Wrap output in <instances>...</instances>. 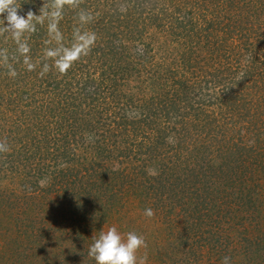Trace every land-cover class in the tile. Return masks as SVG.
Wrapping results in <instances>:
<instances>
[{
    "label": "rangeland",
    "instance_id": "obj_1",
    "mask_svg": "<svg viewBox=\"0 0 264 264\" xmlns=\"http://www.w3.org/2000/svg\"><path fill=\"white\" fill-rule=\"evenodd\" d=\"M40 1L42 5L43 0ZM260 1L255 2L258 8L254 9L256 14L252 16L253 25L245 30L250 40L255 34L253 40L258 38L259 46L264 43V27L260 26L264 24V0L261 6ZM205 2L207 1L198 0L194 7L202 8ZM187 3L182 2L180 9H193L189 1ZM39 9L35 5L31 10L39 14ZM24 10L21 14L28 11L27 8ZM164 23L167 33L150 28L146 32L148 35L143 38V44L152 46V53L148 54L150 62L153 59L154 64L164 63L170 57H167L168 53L173 56L183 50L185 56H188L186 64H193L191 55L195 56L196 53L186 46L185 31L181 28L175 29L176 33H183L176 37L175 33L170 32L173 30L170 20H164ZM31 35L32 33L26 34L28 43ZM34 45H30L29 53L32 62L36 65L39 63L38 68L45 62L51 66L50 60L44 59V50L46 47H55V41L46 44L45 39L38 38ZM244 45L243 57L232 56L228 47L225 50L226 56L221 58L238 62L239 64L232 63V72L237 74L240 68L244 69V65L249 64L250 50L245 49ZM0 48L9 50L12 57L10 63L18 73L13 78L8 75L6 66L0 67V107L3 105L6 110L7 103L17 101V105L23 103L24 109L20 113L14 110L15 114L18 113L17 124L12 133L8 134L9 138H17L18 142L13 144L18 150L10 149L7 153L18 154L16 156L19 160L23 156L29 157V161L23 158L24 161L21 162L25 163L21 165V176H13L5 169L0 172V204L3 207L0 213V264H23L22 257L33 253L36 261L40 258L36 257L38 255L42 256V264H51V260L57 261L54 254L49 258L51 251L55 250H61L62 264H95L94 259L88 255L89 246L93 242L92 236H98L101 230L106 231L110 226H116L121 233L135 231L145 237L147 247L141 248L138 255L147 256L146 264H222L225 256L231 257V264H264V244L254 243L256 236L260 235L257 240L264 237V165L258 163L261 161L258 156H254L252 163L247 160L245 153L249 151L252 154L255 149L252 150L250 132L246 133L243 126V119L250 105H243V101H249L251 96L248 92L252 89L247 87V93H240L243 86L236 85L233 88L237 95L236 100H231L228 106L222 105L223 108L219 107V103L215 105L209 100L207 110L210 115L216 113L217 108L223 109L216 121L221 131L213 138V133L208 130L213 126V118H197L194 112H190L181 122V115L178 110L175 111L176 108L169 116L162 117L166 103H161L160 99L166 101L169 96L163 94L161 89L160 92L157 91L150 84L147 78L149 70L145 71L139 65L138 73V68L132 69L124 65L123 68L128 71H124L125 74L121 72L118 76L114 73L117 69L113 67L112 75L117 76L114 87L107 86L104 91V87H100V95L103 97L97 102V117L101 116L106 121L97 118L100 125L95 123L97 129L92 131L77 118L76 121L68 118V123H64L52 112L54 116L48 118L47 122L46 116L39 110L35 112L32 107H25L26 95L31 91H36L35 94L39 95L37 92L42 91L43 83L33 72L25 71L27 67L23 63V57L14 59V53L10 49L15 51L16 44L7 34L0 37ZM219 53L200 52L198 56L206 55L210 65L218 60ZM83 58L84 60L73 63L66 73H61L64 78L72 81L73 88L78 85L81 77L96 78L104 71L107 77L111 75L109 62H113L112 57L102 56L95 51ZM200 60L206 59L201 57ZM215 65L222 71L219 77H223L224 73L228 74L225 65ZM210 70L211 66L207 71ZM56 71L58 70L55 67H51L42 76L53 81L56 78H50L49 73L54 75ZM183 71L185 75L179 71L177 76L193 82L195 75L186 69ZM210 76V73L206 74L205 78ZM153 82L155 81L152 80ZM47 88L52 89L51 86ZM196 88L192 101L199 99V95H196L199 90ZM183 92L185 94L178 95V99L185 95L192 98L191 90ZM52 93L45 94V98H52ZM170 93L169 90L168 94ZM223 94L217 93L213 99H219ZM231 94L229 92L228 95ZM13 98L16 99L12 100ZM254 98L255 96L251 98V103H257L258 99ZM120 104L128 109L135 107L137 112L154 114L149 117L154 118L159 125L156 126L157 123L149 118L136 114L128 121V131H121L116 126L120 119L115 118L122 111L120 109L123 106ZM140 105L145 107V112ZM197 105L193 103V107H199ZM234 106L237 107L236 115L240 118L235 127L227 124L231 107ZM107 108L115 116L106 119L104 115ZM261 109L262 107L260 113ZM29 114L34 118L25 117ZM262 124L264 125V120ZM200 129H203V133L210 132L208 135L211 138L203 136L204 134L201 137L195 135L194 142L197 145L204 146L211 141L216 149L218 145L223 146L225 143V138L220 139L221 134L233 139L231 145L235 162L218 155L214 148L207 152L206 146L202 152L199 150L197 153L211 154L209 164L206 165L205 160L200 159L198 164H191L186 148L191 145L187 139ZM9 138L7 141L11 140ZM259 141L262 148L264 143ZM197 145L195 147L198 149ZM7 153H0V161L4 160ZM2 165L0 162V168ZM40 173H43L41 177L38 176ZM198 179L208 180L216 199H209L210 202L207 203H210V211L203 214L201 219L195 220V216L191 217L190 207L199 208L201 201H204L203 198L199 199L204 194L203 191L196 189L200 186L196 181ZM193 185H196L195 188ZM180 187L185 188L186 195H190L192 199H182L178 192ZM240 188L247 195L245 199L239 193ZM1 194L4 197L1 198ZM147 208L154 211L151 218L144 215ZM7 214L11 215L10 221H7ZM231 218L235 226L227 223V219ZM39 240L43 242V247H40L41 242L37 243ZM9 253L11 257L7 259Z\"/></svg>",
    "mask_w": 264,
    "mask_h": 264
},
{
    "label": "trees",
    "instance_id": "obj_2",
    "mask_svg": "<svg viewBox=\"0 0 264 264\" xmlns=\"http://www.w3.org/2000/svg\"><path fill=\"white\" fill-rule=\"evenodd\" d=\"M187 1H189V4L193 9L181 10V6L179 5L182 2L188 4ZM197 1L81 0L80 7L89 10L93 14L92 22L85 27L90 31H94L97 35V40L91 48L89 54L92 55L93 53H95V51H97V53H100L102 56L112 57L113 62H109L111 75L107 77L104 71L101 76H98L96 78L92 76L81 77L80 80H78V85L73 88L71 86L72 81L64 78L65 76L61 75V73L58 71L54 72V75L49 73L50 78L52 77L56 79H52L53 81H50L51 79L46 80V78L40 74L43 66L38 68L39 63H37V68H35V70L31 72H33L41 79L40 81L43 83L42 91L40 92L39 90L37 92V94L39 93V95L35 94L36 91H31L30 93H28L26 95L27 101L25 102V107H32L35 112L39 110L41 114L46 116L45 118L47 119V122L48 118L54 116V114L56 116H59V118H61L59 120L64 123H68V118L72 119V121H76L77 118L79 122H84L85 126H89L91 130L94 131L97 129L94 124L96 123L97 125H100V121H98L97 118L103 119V117L101 116L97 117V114L99 115L97 102L100 98L103 97L100 95V87H104L103 91L107 86L114 87L113 85L115 84V80L117 78V76L115 77L112 75V68L114 67L117 69L116 71H114V73L115 75L118 74L119 76L121 72L125 74L124 71H128L123 68L124 65L132 67V69L138 68V73L140 70L138 66L141 65L142 68L145 69V71L149 70L147 71L149 75V77L147 78H149L150 84L154 86V89H156L157 91L161 89L163 90V94L169 96L166 101L164 99H160L161 103H166V108L164 110V113H162V117L169 116L170 112L174 111V109L176 108L175 111L178 110L179 115H181V122L183 117L189 115L190 112H194L196 117L198 116L197 118H213L211 120L213 121V126L209 127L208 130H211L214 135L213 138H215V136H218L219 131H221L220 125H218L216 121H218L217 117L219 112H221L223 109L217 108L218 111L210 115L207 110V103L210 100L212 104L216 105L217 103H219V107H222V105L228 106L231 103V100H236L237 95L235 94L233 88L236 85L241 84L243 86V90L240 89V93L242 91L244 93H247L248 91L246 89L248 87L252 89H248V94L251 96V98L255 96L254 99H258L257 103H251V98L249 99V101H243V105H248V103L250 104L247 107V114L244 118L247 119L246 121L243 119V126H245V132H250L251 140L253 143L252 150L255 149L253 150L252 154L247 151L245 155L247 160H250V163L255 160L254 156H258L261 160L258 163H262V165H264V146L261 148V143L259 141L261 140L264 143V125L262 124V121L264 120V114H262V112H264V43L259 46V39L256 38L255 40H253L255 34L252 35L253 37L250 40L245 32L247 27L253 25L254 21L252 19V16L256 14L254 9L258 8V6L255 5V2L257 3V0H204L207 2L204 3L202 8H195L194 3ZM208 1L211 3H209ZM40 4V0H21V8L23 10L26 8L27 10L33 9V6L35 5L38 6V8H41L42 5ZM259 4L261 6L263 4V0H261ZM77 11L78 9L74 10L69 7H65L64 9L63 17L59 23V28L64 34L65 44H69L71 42L73 27L77 23ZM170 15H173V17H170ZM164 20H170V25L172 24L171 26L173 29L170 32L175 33L176 37L182 36L183 33H176L175 29L181 28L185 31V34L187 35V37L185 36V44L190 50L196 53L195 56L190 54L192 56L191 59L193 64H186L188 56H185L183 50L182 52L178 51L173 56L168 53L167 57H170L166 58L164 63L154 64L153 59H151L150 62L148 54L152 53V46L143 44V38L144 36H146V32H148L150 28L156 30L159 29V31L167 33L168 29L164 23ZM260 26L264 27V24ZM37 28V31L35 33H32V35L30 36L31 41L28 39L31 46H35L34 42L37 41L38 38L45 39L46 41L50 40L47 31V21H45L43 25H40ZM251 28L254 27L251 26ZM5 35H0V37H4ZM262 36H264V30L262 32ZM242 45H244L245 49L249 48L250 50L248 54L249 64L244 65V69L237 67L238 69L240 68L239 73L237 74V72H232V63L238 62L224 59L221 60V58L226 56L225 50L228 49V47L231 51L229 52V54L232 53V56L237 55L239 57H243L245 53L243 52ZM93 48L96 49L94 50ZM10 50H12V52L14 53V59L19 60L20 57L18 58V54L16 53V51H14L13 48ZM215 51L220 52L218 60L210 63V65H208L209 59L206 57V55L198 56L200 52H207L212 54L215 53ZM201 57H204L206 60H200ZM49 60L51 62L50 64L52 65L53 61L51 59ZM82 60H84L83 56L74 63H78ZM215 64H218L219 66L225 65L227 69L226 72L228 74L224 73L223 77H219V74H221L222 71H220V68L216 67ZM210 66L211 70L209 72L207 70ZM0 67L4 66L0 65ZM188 67L191 68V70ZM184 69L192 72L193 75H195V77H193V82L190 83L188 80L186 81L180 76H177V74H179V71H181L182 74L185 75V72L183 71ZM25 71L28 70L26 69ZM209 73L211 76L209 78H205V75ZM152 80L155 82L152 83ZM111 81L113 82L112 84ZM49 86H51V90L47 88ZM196 87H198L199 90L196 94L199 95V99L198 101H192V99L195 97L194 88ZM187 89L191 90L192 98H188L187 95H185L184 98L178 99V95H181L182 93H184L183 91H187ZM169 90L171 92L170 95L168 94ZM49 92H53L52 98L50 97L46 99L45 94H48ZM229 92H231L232 94L228 95ZM217 93H224V96L214 100L213 98H216ZM206 96H208V98H206ZM1 97L2 95L0 94V99H2ZM15 99L16 98H13L12 100ZM21 100L23 102V98ZM32 102H36V104L33 105ZM194 102L198 104L197 106L199 107H193ZM179 103L183 105L181 106L179 105ZM202 104L203 106H201ZM22 106L23 103L17 105V101H13L11 104H6V110H4L3 105L0 107V121H2V123L0 122L1 140H4V138L8 140V134L12 133L13 127L17 124L18 113L15 114L14 110H18L19 113L23 112L24 109ZM120 106H123L122 109H120L122 110L120 115L118 114V117H116L114 114L113 115L115 116V118L120 119V121L117 122L116 126L121 131H128V121L136 114L139 115V117L142 115V117L149 118L150 120H152V122L157 123L156 126L159 125V123L155 121L154 118L152 119L149 117L154 114L151 115L149 113H146L145 107L143 105L142 107L140 105V108L143 111L145 110V113L137 112L135 107L133 109H128L127 107H124V104H120ZM261 107L262 109L260 113ZM108 109L109 108H107L106 115H104L106 119H108L109 116H113L111 115V111H108ZM231 109L232 112L231 115H228L229 119H227V124H232L235 127V124L238 123L236 121H239L238 119L240 118L236 115L237 107L234 106L231 107ZM137 110H139V107H137ZM180 111H182L183 113ZM52 112H54V114ZM32 114H29L25 117H27L28 119L29 117H31L32 119L34 118ZM175 114H178V112ZM142 117L140 121L143 120ZM156 128L158 129L159 127ZM230 129L232 131V128ZM200 130L196 134L193 133V136L191 135V137L187 139L189 140V145H191V147H186L189 153V162H191V164H198L199 159L200 161L205 160L206 165L209 164L211 154L199 155L197 153V151L199 150L202 152V149H204L206 146L208 147L207 152H210V149L214 148L213 150L215 153L218 152V155L225 156V158L228 157L227 159L229 161L232 160V162H235V159L233 157L234 150L232 149L231 145V141H233V139L228 136L226 138V136L224 134H221L220 132V139L225 138V143H223V146L218 145L215 149L214 144L211 141H208L207 145L204 144V146L197 145V142H194L196 140V137H194L195 135L201 137V135L204 134L203 136L211 138V136L208 135L210 134V132L203 133V129ZM4 134L6 135L4 136ZM18 138L22 139L24 137ZM9 139L11 140L7 141L9 145L8 152H10V149L13 151H15L16 149L18 150V148H15L13 144L15 141L18 142V140H16L17 138L11 137ZM195 145L198 146V149L195 147ZM225 145H227V147ZM16 155L18 154L13 155L12 152L7 153V155L4 156V160L1 159L2 161L0 162L3 163V165L0 168V172L5 169L6 171L13 174V176H21V165H25V163L22 164L21 162L24 161L23 158L29 161V157L23 156L22 159L19 160L18 156ZM34 172L35 171H33V173ZM30 174L31 172L28 173V175ZM34 174L38 173L35 172ZM42 174L43 173H40L38 176L41 177ZM200 180L203 181L200 182ZM196 181H198V183L200 184V186H197L196 189L198 188L204 193L200 196L199 199L203 198L204 201H201L202 205L199 208L191 206L190 212L192 213L191 217L195 216L194 219L199 220L201 219L203 214H208V211H210V206L208 205L210 203H207L210 202L209 199H216V197L214 195V189L212 190L210 188L207 179H198ZM195 186L196 185H193L194 188ZM243 191L244 190L242 188L239 189V193H241L243 199H245V196L247 195L245 194V191L244 193ZM178 192L180 193L182 199H192L190 195H186L185 188H178ZM248 193L250 195V191ZM2 195L3 194H1V198L4 197ZM1 210H3V207L0 204V213ZM9 215L10 214L6 215L7 221H10ZM191 220L193 221V219ZM227 223L230 226L234 225L232 224V218L227 219ZM259 236L260 235L254 238L255 245L264 244V237L257 240ZM39 242L41 241L39 240L37 243ZM40 247H43V242L40 243ZM52 254H54L57 261L51 260V264H62L61 250L51 251L49 256L50 259ZM39 255H41L40 252ZM10 257L11 254H7V259H9ZM36 257H40L39 259H37V261H40V263L42 264V256L36 255ZM22 260L23 264H40L36 261L34 253L29 254V256L22 257Z\"/></svg>",
    "mask_w": 264,
    "mask_h": 264
},
{
    "label": "clouds",
    "instance_id": "obj_3",
    "mask_svg": "<svg viewBox=\"0 0 264 264\" xmlns=\"http://www.w3.org/2000/svg\"><path fill=\"white\" fill-rule=\"evenodd\" d=\"M81 0H43L39 14L29 9L22 13L21 0H0V35L7 34L16 44V53L23 57V63L28 71L37 67L29 55L30 45L27 41V33H35L37 24L43 25L47 21V31L50 37L46 44L55 41V47H46L44 59L53 61V65L44 63L41 75L55 67L60 73H66L72 64L87 55L97 40L94 31L85 26L92 22L93 14L80 7ZM65 7L78 9L76 12L77 23L73 27L72 38L69 44H65V37L59 28ZM9 50L0 48V65L6 66L8 75L15 78L18 73L10 63ZM9 145L7 140H0V153H7ZM144 215L151 218L154 211L147 208ZM92 244L89 246L88 255L94 259L95 264H146L147 256H139V250L146 248V239L135 231L121 233L116 226H110L107 230H101L98 236H92ZM222 264H231V257L225 256Z\"/></svg>",
    "mask_w": 264,
    "mask_h": 264
}]
</instances>
